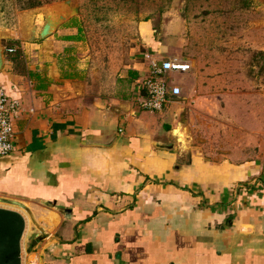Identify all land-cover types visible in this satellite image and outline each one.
I'll return each mask as SVG.
<instances>
[{
    "label": "crops",
    "instance_id": "obj_1",
    "mask_svg": "<svg viewBox=\"0 0 264 264\" xmlns=\"http://www.w3.org/2000/svg\"><path fill=\"white\" fill-rule=\"evenodd\" d=\"M144 30L151 54L116 96L88 87L71 21L13 39L0 88L19 114L0 207H26L24 264H264V78L251 63L184 61L189 72L165 76L182 95L146 111L145 56L165 54Z\"/></svg>",
    "mask_w": 264,
    "mask_h": 264
},
{
    "label": "rangeland",
    "instance_id": "obj_2",
    "mask_svg": "<svg viewBox=\"0 0 264 264\" xmlns=\"http://www.w3.org/2000/svg\"><path fill=\"white\" fill-rule=\"evenodd\" d=\"M63 1L0 0V31L9 32L17 43H28L23 26L26 15ZM73 1L79 14L70 21L80 30V55H84L80 60L89 65L92 76L88 87L95 93H128L134 66L144 60L146 53L151 54L143 40L148 25L153 45L164 51L160 61L251 63L259 78H264V0ZM43 18L37 15L38 28ZM12 42L4 41L3 45L10 49ZM6 49L4 55L10 57ZM19 210L25 214V210Z\"/></svg>",
    "mask_w": 264,
    "mask_h": 264
},
{
    "label": "water",
    "instance_id": "obj_3",
    "mask_svg": "<svg viewBox=\"0 0 264 264\" xmlns=\"http://www.w3.org/2000/svg\"><path fill=\"white\" fill-rule=\"evenodd\" d=\"M57 13L54 15L53 13ZM42 14L43 25L38 28L37 15ZM79 8L73 0H65L57 6L40 7L26 15L23 26L25 41L34 43L36 40H45L52 36L62 25L78 16ZM13 40L9 32L0 31V71L4 65V41ZM12 204L20 209L26 207L17 201ZM27 229L25 216L20 212L0 207V264H23L22 242Z\"/></svg>",
    "mask_w": 264,
    "mask_h": 264
},
{
    "label": "built area",
    "instance_id": "obj_4",
    "mask_svg": "<svg viewBox=\"0 0 264 264\" xmlns=\"http://www.w3.org/2000/svg\"><path fill=\"white\" fill-rule=\"evenodd\" d=\"M15 49H6V53L13 55ZM145 58L150 63V76L143 81V87L148 93L142 102L146 111H160L164 108L169 97H179L181 88L170 86L168 73H187L191 70L190 64L178 59L157 61L150 55ZM19 114V102L9 98L6 92L0 88V159L10 155L14 150L12 142L13 123Z\"/></svg>",
    "mask_w": 264,
    "mask_h": 264
},
{
    "label": "trees",
    "instance_id": "obj_5",
    "mask_svg": "<svg viewBox=\"0 0 264 264\" xmlns=\"http://www.w3.org/2000/svg\"><path fill=\"white\" fill-rule=\"evenodd\" d=\"M15 54V53H14ZM132 78L134 77L133 73H130ZM4 90V89H3ZM5 91V90H4ZM6 92V91H5ZM7 94V93H6ZM7 96L10 98V96L7 94Z\"/></svg>",
    "mask_w": 264,
    "mask_h": 264
},
{
    "label": "bare ground",
    "instance_id": "obj_6",
    "mask_svg": "<svg viewBox=\"0 0 264 264\" xmlns=\"http://www.w3.org/2000/svg\"><path fill=\"white\" fill-rule=\"evenodd\" d=\"M56 13V12H55ZM54 14V13H53ZM54 15H57V14H54Z\"/></svg>",
    "mask_w": 264,
    "mask_h": 264
}]
</instances>
